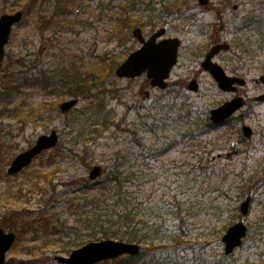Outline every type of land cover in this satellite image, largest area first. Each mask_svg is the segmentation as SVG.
<instances>
[{
    "label": "rangeland",
    "instance_id": "obj_1",
    "mask_svg": "<svg viewBox=\"0 0 264 264\" xmlns=\"http://www.w3.org/2000/svg\"><path fill=\"white\" fill-rule=\"evenodd\" d=\"M127 1L129 0H122L120 3L125 5ZM38 2L40 4L34 7V2L31 0H0V15L18 9L27 11L29 9L23 21L14 27L6 46L5 60L0 63V93L6 91L9 85L15 84L11 77L6 76L8 74L26 71L30 69L29 65L32 67L37 65V68L47 67L51 70L59 64L68 67L72 60L89 66L94 62L97 63V66L93 68L96 71L93 72L99 76L102 84L96 83L92 87L94 89L87 93L85 98L80 97L78 106L66 115L60 112L59 106L63 101L71 98L67 95L48 94L42 89L34 88L20 89V93H14L11 97L0 94V108L3 106L14 108L17 104L22 107L24 104L17 112L6 111L0 114V227H6L7 230H16L20 226L19 216L29 217L31 220H37L42 215L49 218L53 216L55 219L60 218V223L66 222L65 220L69 224L74 223L75 218L68 210V199L74 196V193H65L68 190L66 184L89 177V172L95 165L104 166L110 163L112 154L118 148L132 147L134 132L138 128L136 124L142 121V116L150 108L155 112V105L161 107L180 100L192 105L196 115L204 113L208 118L212 108L219 106L232 96L220 90L212 76L201 68V61L210 45V39L208 33L202 31L204 26L200 25L215 21L211 14L199 15L198 19L191 20L192 22L184 16L168 18L167 36L180 38L182 46L179 51V62L170 77V86L166 90H161L152 87L146 76L120 79L115 75H109L108 59H115L116 56L117 60H120L133 49L138 48L140 44L133 37L132 39H126L123 36L115 37V26L111 25L110 16L106 11L101 13L96 10L97 1L73 0L69 6L72 12L68 13L67 17L70 22L67 20L65 25L57 28L50 26V18H48L49 14L58 12L56 0L44 2L38 0ZM240 2L243 6L236 14L247 16L253 12L259 16L256 18H261L257 28L261 33L259 38L262 39L264 37V0H233L232 5ZM87 5L90 7H86ZM155 6H160L157 0H154ZM151 10L143 12L140 9H129L131 14L136 12L134 14L136 19L155 20V26H143L147 36L162 26L154 15V10ZM145 14L146 17H144ZM43 15L44 17L41 18ZM256 30L254 32L251 28L244 31L241 38H238L239 41L236 39L231 42V50L218 58L220 64L229 73L235 74L233 70L238 67L241 73L247 74L249 81L244 91L251 97L261 92L252 78H258L261 73H264V47L259 49V46H254V40H257L256 33H258ZM243 44L247 45L250 51L254 50L257 53L258 56L256 55L254 61L252 56L247 57L243 52L246 51ZM21 61L24 62L23 66H20ZM102 61L103 64L100 63ZM91 67H87L86 70H91ZM193 78H196L200 84L198 92L188 90V85ZM96 86H103V88H95ZM92 94H97L99 99L103 100V104L105 103L107 109L115 115V123L118 125L114 123L104 132L101 131V127H98L96 135L89 139L85 136L83 139L86 141L76 144L73 141L74 134H70L71 129L68 124L72 119L69 117L91 104L94 100ZM48 106H57L58 111L51 113L46 110L42 113L44 118L38 121L27 120V117L22 115V110L43 109ZM239 114H245L246 124L255 130V136L250 144L239 141L238 134L242 124L236 116L230 123L208 131L202 136V140L214 141L218 137L223 140L222 142L227 140V143L234 147L229 148L228 145L221 151L224 155L232 148L239 149L238 155H235L232 160H228L225 156L217 158L216 163L219 168L226 169V173L243 171L245 179L259 174L257 175L258 179L261 177L259 182L263 181L261 188L251 194L253 200L249 214L243 217L238 210L239 216L235 217L233 222L244 219L249 228L254 226L243 245L231 255H225L223 234L215 235L214 222L211 218L201 215L191 219L194 229L184 238L183 250L175 251L172 245H164L166 249L160 248V245L153 247L146 245L147 251L142 252L139 260L135 259V264H150L153 261H157V264H264V228L260 225L264 222L262 221L264 217V103L248 104L240 110ZM52 129L60 133L58 146L40 155L21 173L9 175L7 169L11 160L30 148L40 135L49 133ZM154 139L157 140L156 137ZM190 145L185 141L173 147L163 157L151 159L150 165L157 162L160 166L163 163V170L166 169L169 175L175 174L172 177L174 181L182 161L187 160L192 163L197 161V155L200 152ZM143 160L148 163V160ZM47 171L54 172L52 184H48V180L41 173L46 174ZM152 186L154 183L150 180L147 193H151ZM247 196L241 199L239 205ZM228 216L233 214H228L225 218H229ZM221 224L223 223L218 224L217 228ZM68 240L70 238L62 234L37 236L33 231L23 232L9 252L6 264H61L55 259L56 256H68L77 248L72 247L68 252L63 251ZM123 257L125 256L117 260ZM112 261L109 260V263L105 264L122 263L121 261L111 263ZM101 263L103 262L97 264Z\"/></svg>",
    "mask_w": 264,
    "mask_h": 264
},
{
    "label": "trees",
    "instance_id": "obj_2",
    "mask_svg": "<svg viewBox=\"0 0 264 264\" xmlns=\"http://www.w3.org/2000/svg\"><path fill=\"white\" fill-rule=\"evenodd\" d=\"M31 1L34 2V7L42 3L38 0ZM72 1L56 0L58 12L48 15L50 22H47L51 27H61L65 25V21H69L67 17L68 13L72 12L69 9ZM93 1H97L96 10L101 13L106 11L110 16L111 25L115 26L114 35L117 38L123 36L126 39H132L131 30L135 25L144 27L156 25L155 20L136 19L134 15L136 12L132 14L129 12L130 8L140 9L143 12L152 11L154 0H129L125 5L120 3L122 0H118L119 2L117 0ZM161 1L171 6V0ZM28 12L29 9L26 10V14ZM63 15L65 18H61ZM124 58L117 60L115 56V59H108L109 75H114L115 68ZM100 63L103 64V61ZM23 64L24 62L21 61L20 66ZM93 64L91 67L72 60L68 67L59 64L53 70L47 67L37 68V65L33 68L29 65L30 69L26 71L6 75L11 77L15 84L9 85L6 91L0 94L11 97L14 93H20V89L34 88L42 89L48 94L59 93L85 98L86 94L94 89L92 87L96 83L102 84L99 76L93 72L96 71L93 68L97 66V63ZM87 67H91V70H86ZM100 87L103 88V86L95 88ZM92 96L94 100L91 104L69 117L72 119L68 124L71 129L70 134H74L73 141L76 144L86 141L83 139L85 136L89 139L96 135L98 127H101V131L104 132L115 123V115L107 109L103 100H100L97 94ZM30 106L32 107V104ZM22 107L20 104L15 105L14 108L3 106L0 108V114L6 111L17 112ZM154 108L155 112L150 108L142 116V121L136 124L138 128L134 132L133 146L115 150L110 159L111 162L103 166V174L99 179L92 181L87 177L78 182L71 181L66 184L68 190L65 193H74V196L68 199V210L75 218L74 223L69 224L67 220L60 223V218L55 219L53 216L49 218L42 215L37 220L19 216L21 223L16 229L18 236L29 231H33L37 236L50 234L68 236L70 240L63 248L65 252L89 241L102 239L136 242L145 245L143 251L147 249L146 245L150 247L160 245V248H165L164 245H172L173 250L178 251L184 249V238L194 229L191 219L201 215L211 218L214 222L215 235H222L233 224L235 217L239 216L241 199L248 194H254L261 188L263 182H259L261 177L258 179L259 174H257L245 179L243 171L226 173V169L219 168L216 163L217 154L228 145L229 148L234 146L228 144L227 140L222 142L220 137L214 141L202 140L204 134L214 128H220L221 125L213 124L204 113L196 115L192 105L175 100L172 104L161 107L155 105ZM46 110L53 113L58 111V107L29 108L27 111L22 110V115L27 117V120L38 121L44 118L42 113ZM231 121L233 118H230L227 123ZM155 137L157 140H153ZM185 141L200 153L195 163L182 161L174 181L172 177L175 174L169 175L166 169L163 170V163L160 166L157 162L150 165L151 159L163 157L173 147ZM240 141L250 144L244 138ZM143 159L148 160V163H145ZM86 164L89 165L88 162ZM41 173L48 180L47 183L52 184L54 172ZM150 180L154 186L151 193H147ZM228 214L233 216L225 218ZM220 223L223 224L217 228ZM260 225L264 228V222ZM252 227L254 226L252 225L250 230ZM141 254L125 256L119 260L114 259L111 263L121 261V264H135V259L139 260ZM105 263L109 261L101 264Z\"/></svg>",
    "mask_w": 264,
    "mask_h": 264
},
{
    "label": "water",
    "instance_id": "obj_3",
    "mask_svg": "<svg viewBox=\"0 0 264 264\" xmlns=\"http://www.w3.org/2000/svg\"><path fill=\"white\" fill-rule=\"evenodd\" d=\"M202 4H207L209 0H199ZM23 10L15 13H6L0 16V62L4 60L6 45L9 42L13 27L20 23L23 18ZM167 29L161 28L154 32L149 38L143 35L141 27H135L133 35L142 44L140 48L133 51L116 69L115 74L119 78H137L146 74L150 80V84L155 88L166 89L169 85L171 71L178 62V52L181 40L178 37H165ZM229 44L218 43L211 47L207 52L201 66L208 71L218 86L223 91L235 92L238 85H245L244 78L234 77L227 74L225 69L218 62L214 61V57L221 50H228ZM264 82V76L261 77ZM188 89L194 92L199 90V84L193 79L188 85ZM264 100V93L258 98ZM79 100L73 98L64 101L60 105L63 113L70 112L77 106ZM245 104L242 96H237L226 101L222 105L210 111V119L214 123H223L230 116L235 114ZM242 131L247 138L253 134V129L244 125ZM59 142V134L57 130H52L49 134H42L38 137L35 144L18 154L11 162L8 168L10 175H15L28 167L33 160L42 152L54 148ZM236 152H229L227 157L232 159ZM102 174V166H94L89 177L96 180ZM251 196H248L240 205L241 213L246 216L250 211ZM248 234V226L241 220L230 226L223 235L225 243V253L227 255L243 244L244 238ZM17 239L14 231H6L0 227V264H5L7 254L11 250ZM141 252V245L116 239H103L100 241H92L84 246L74 249L69 256H57L56 259L64 264H96L104 260L115 259L123 255H137Z\"/></svg>",
    "mask_w": 264,
    "mask_h": 264
},
{
    "label": "flooded vegetation",
    "instance_id": "obj_4",
    "mask_svg": "<svg viewBox=\"0 0 264 264\" xmlns=\"http://www.w3.org/2000/svg\"><path fill=\"white\" fill-rule=\"evenodd\" d=\"M174 1L175 0H171V6L170 7L167 4H164L161 0H157V3H159L161 7L160 6L154 7L153 6V10H155L154 12H155L156 18L160 21V24H162V26L167 28L168 27V18L174 19L175 17L184 16L187 18V20L196 21L198 19L199 15L203 16L204 14H211L214 17L215 21H213L212 23L208 22L205 25H200L201 27L204 26V30H202V31H203V33L207 32L209 35V39H210L209 40L210 45L208 46V48L206 50L205 56H206L207 52L211 49V47L214 46L215 44L227 43L230 46L228 50H221L219 53H217L215 55L214 61L218 62L219 64H220V62L218 61V58L223 57V54H225L226 52H229L231 50V48H232L231 42L235 41L236 39L239 41V39L243 35L244 31H246L248 29L252 28V31H254V32L257 29L256 30L258 32V33H256L257 40H254V46H259V49L264 47V39H263L264 37L262 39L259 38V34H261V33H259L260 31L257 28L260 21H261V18H256L259 16L258 15L256 16V14L253 12H251V14H247V16H240L241 14H236L237 12H239L241 10V8L243 6V4L241 2L240 3H233V5H232L233 0H209L207 4H202L199 0H189V2H187V0H185V1L184 0H178L179 2H174ZM173 2L176 3V5H174ZM158 7H159V9H156ZM144 17H146V14ZM235 18H237V19H235ZM167 33H168V28H167ZM167 33H166L165 37H169V36H167ZM228 35L230 36V39H229V40H231L230 42L228 40ZM181 46H182V43H181ZM181 46H180V48H181ZM243 46L246 47V51H243L245 53V55L247 57L252 56V60L254 61L255 57L258 56L257 53L254 50L250 51V49L247 45L243 44ZM201 63H202V61H201ZM220 65H222V64H220ZM224 69L228 75L234 76V77H239V78H244L246 80V83L243 86L236 84L237 91H235V92L224 91V92L230 93L232 95L228 100H231L232 98L237 97V96H242L244 98V102H245L244 106L241 107L235 114L230 116L226 121H228L230 118L234 119L235 116L237 117V119H240L239 122L242 125L240 128L239 139L241 140V138L243 137L244 139L251 141V139H253V137L255 136V130L250 126L253 129V134L250 138H247L242 131V127L244 125H248V124H246L245 114H239L238 115V113L240 112V110H242L246 106H248V104L250 105V104L264 103V100L261 101L258 99L264 93V82H263V80H261V77L264 76V73H261V75L258 78H252L253 81L255 82V84L257 85V87L260 88L261 92H259L255 96L251 97L244 91V89L248 85V81H249L246 77L247 74L241 73L240 70H238V67L237 68L235 67L233 70L235 72V74L229 73L225 67H224ZM193 79H196V78H193ZM216 84L218 86L217 82H216ZM219 89H220V87H219ZM220 90H222V89H220ZM228 100H226V101H228ZM225 102H223V103H225ZM241 143H243V142H241Z\"/></svg>",
    "mask_w": 264,
    "mask_h": 264
}]
</instances>
